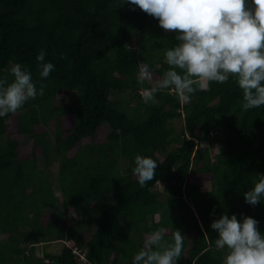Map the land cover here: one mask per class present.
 Instances as JSON below:
<instances>
[{
	"label": "trees",
	"instance_id": "trees-1",
	"mask_svg": "<svg viewBox=\"0 0 264 264\" xmlns=\"http://www.w3.org/2000/svg\"><path fill=\"white\" fill-rule=\"evenodd\" d=\"M132 8L0 0V76L11 80L19 62L44 86L0 118V264H131L157 229L168 242L176 230L185 236L177 264H221L210 227L221 213L251 216L264 232V201L243 196L264 174V106L242 112L234 79L191 103L165 90L158 104H144L140 89L162 77L164 51L178 42ZM41 49L55 65L45 79ZM144 64L152 79L140 85ZM137 154L158 162L144 187L132 171ZM56 242L59 250L45 249Z\"/></svg>",
	"mask_w": 264,
	"mask_h": 264
},
{
	"label": "clouds",
	"instance_id": "clouds-1",
	"mask_svg": "<svg viewBox=\"0 0 264 264\" xmlns=\"http://www.w3.org/2000/svg\"><path fill=\"white\" fill-rule=\"evenodd\" d=\"M125 2V0H124ZM154 17L178 42L165 49L169 66L162 77L140 89L144 104H158L157 93L169 90L181 101L191 103L198 91H208L210 84H224L234 79L242 92L240 110L246 112L264 106V0H126ZM41 49L35 56L38 74L47 78L55 65L46 60ZM12 76H0V118L16 113L29 100L44 94L37 88L32 73L21 63H13ZM137 83L152 79L146 64L140 65ZM158 162L151 156L137 154L132 169L136 182L144 187L154 179ZM250 205L264 201V174L243 193ZM258 221L247 215L221 213L210 227L215 230V249L223 253L221 264H264V232ZM185 236L176 230L171 242L165 231L157 229L145 237L131 257V264H177L182 256Z\"/></svg>",
	"mask_w": 264,
	"mask_h": 264
},
{
	"label": "rangeland",
	"instance_id": "rangeland-1",
	"mask_svg": "<svg viewBox=\"0 0 264 264\" xmlns=\"http://www.w3.org/2000/svg\"><path fill=\"white\" fill-rule=\"evenodd\" d=\"M52 123V122H51ZM173 124H174V126L176 127V129H178V128H180L181 127V124H182V122H181V120H179V119H176V120H174L173 121ZM52 125V124H51ZM51 125H50V127H51ZM15 138H17V139H20V137H21V135H15L14 136ZM31 142H28V143H22L21 142V144H20V146H19V149L21 150V151H28V150H30L31 149ZM71 153H73L72 151H70V154ZM55 185V184H54ZM205 185L206 184H204V187L203 188H205ZM41 247V246H40ZM60 247H61V243L60 242H56L55 244H52V245H50L49 247H46L45 249H47V250H49V251H56V250H59L60 249ZM41 249H42V247H41Z\"/></svg>",
	"mask_w": 264,
	"mask_h": 264
}]
</instances>
